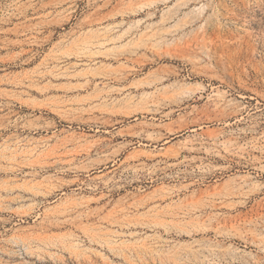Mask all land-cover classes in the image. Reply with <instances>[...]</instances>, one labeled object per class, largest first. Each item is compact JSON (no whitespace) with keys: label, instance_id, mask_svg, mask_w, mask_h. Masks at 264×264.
Returning a JSON list of instances; mask_svg holds the SVG:
<instances>
[{"label":"rangeland","instance_id":"374dc122","mask_svg":"<svg viewBox=\"0 0 264 264\" xmlns=\"http://www.w3.org/2000/svg\"><path fill=\"white\" fill-rule=\"evenodd\" d=\"M0 264H264V0H0Z\"/></svg>","mask_w":264,"mask_h":264}]
</instances>
